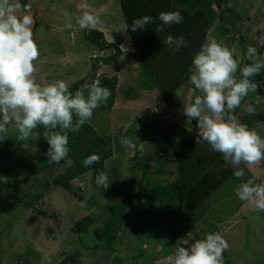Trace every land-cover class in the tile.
<instances>
[{
  "label": "rangeland",
  "instance_id": "rangeland-1",
  "mask_svg": "<svg viewBox=\"0 0 264 264\" xmlns=\"http://www.w3.org/2000/svg\"><path fill=\"white\" fill-rule=\"evenodd\" d=\"M120 1L13 0L21 6L31 5L34 38L40 49L38 82L64 80L70 88L81 81L118 77L115 108L110 112L94 110L88 121L100 134L113 137L116 150L105 164L107 189L97 186L92 173L66 189L54 178L66 172L72 161L53 169L39 149L36 130L35 139L21 142L10 125L9 133L0 140V181L5 184L0 186V264H168L167 257L177 247H191L195 240L213 232L221 233L229 244L224 264H264V211L247 205L234 191L253 177L256 183L264 182V161L252 169L244 168L243 178L226 182L205 200L197 223L189 222L185 205L173 215L172 208L181 201L180 187L184 189L189 176L180 174L181 157L174 153V146L180 150L185 143L205 150L207 160L220 153L207 143L195 142L197 121H188L184 103L189 95L194 98L200 93L190 82L176 89L173 80L178 72L185 73V68L174 61L154 73L159 76L154 78L156 85L146 78L150 71L133 46L134 32L126 23ZM162 1L130 0L139 18L145 10H156ZM167 3L176 9L179 0H164ZM80 4L88 8L78 9ZM83 10L99 14L103 24L81 30L73 13ZM217 13L220 16L208 37L234 49L239 78L250 46L264 58V0H227ZM93 31L103 33L106 48L87 40ZM165 48L152 57L166 55L168 61L174 60ZM115 55L119 56L117 62L104 63L103 59ZM134 64L140 65L133 68ZM261 72L264 75V70ZM176 94L179 100L175 103ZM249 107L254 111L249 112ZM244 116H264V97L257 90L241 102L237 118L241 121ZM252 128L264 138V120L254 122ZM176 133L180 135L177 142ZM121 137L132 138L135 149L122 145ZM147 170L153 171L148 179ZM16 197L32 201L34 207H24ZM121 201L128 206L120 217L119 235L102 238L100 232L111 217L110 206Z\"/></svg>",
  "mask_w": 264,
  "mask_h": 264
},
{
  "label": "clouds",
  "instance_id": "clouds-1",
  "mask_svg": "<svg viewBox=\"0 0 264 264\" xmlns=\"http://www.w3.org/2000/svg\"><path fill=\"white\" fill-rule=\"evenodd\" d=\"M77 8L87 9L88 5L80 4ZM73 15L81 30L103 24L99 14L88 10ZM158 19L170 26L182 23L184 17L179 11H162ZM153 23L155 20L148 15L136 18L131 31L145 29ZM33 25L31 5L0 0V140L7 136L10 125L18 131L17 139L21 142L35 139L34 130L42 126L43 138L49 145L45 153L47 161L59 164L70 152L69 133H78L90 121L94 110L107 103L112 92L102 86L99 79L83 83L74 93L64 80L38 82L36 62L40 49ZM162 31L163 27L156 28V32ZM163 43L175 51L188 47L184 36L169 35ZM248 59L251 63L240 68L238 78L239 61L234 58V49L208 37L194 56L190 70V84L200 95L194 98L189 95L188 102L184 103L188 121H197L196 143H207L211 150L221 153L225 163L235 169L234 176L238 179L245 175L242 164L252 169L264 161V138L233 114L249 92L257 90L258 85L251 78L264 70V58L255 47L248 48ZM138 65L134 64L133 68ZM248 111L254 109L249 107ZM120 143L128 149L136 147L132 138L121 137ZM99 162V155L92 154L82 163L89 167ZM95 179L98 187L107 189L110 185L104 171ZM255 180L253 177L241 182L234 191L241 201L257 211H264V182ZM228 248L221 233H208L204 239L195 240L191 247H177L167 261L168 264H224L223 254Z\"/></svg>",
  "mask_w": 264,
  "mask_h": 264
},
{
  "label": "trees",
  "instance_id": "trees-1",
  "mask_svg": "<svg viewBox=\"0 0 264 264\" xmlns=\"http://www.w3.org/2000/svg\"><path fill=\"white\" fill-rule=\"evenodd\" d=\"M148 1L153 2V0ZM226 1L227 0H179V4L177 5L176 9H172L168 6V3L164 4L163 0L162 5L158 6L156 10L154 9L151 11L152 8L148 7L150 8L151 12L146 10L144 11V16L148 15L153 17L155 23L147 25L145 29L137 30L136 32H134L135 35L134 33L131 35V38L133 40V46L138 50L137 53L139 59L143 61L142 65L150 71V73L148 72V74L145 73L147 74L146 78L150 79V82H153L156 85L154 78L156 80V78H158L159 76L156 75L155 77L154 73L158 70H161L160 68L162 67H169V64L173 63L174 61L179 63L180 67L185 68L186 70L185 73H182L181 71L175 75L173 80L174 82H176V89H179L182 84H187L190 82V70L192 67L194 56L199 51L201 45L205 43L209 31L215 20L219 18L220 15L217 13V10H220ZM120 7L122 10V14L125 16L128 27L131 26L134 19L139 18L137 13L134 11L136 10L135 4L131 3L130 0H121ZM162 11H179L184 17L183 22L170 26L163 25L158 19L159 13ZM158 26L163 27L162 32H156V28ZM169 35H172L174 38L184 36L188 41V47L181 48L179 51H175L173 48L166 47L163 41ZM87 40L92 45H96L100 49L106 48L104 45L105 42L103 39V33L99 31L91 32L88 35ZM241 43L244 45L245 42L243 39H241ZM163 48H165V52L170 54V56L174 60L168 61V56L166 55H164V57L156 58V56H158V52ZM116 49L118 48L116 47ZM155 54L156 56L152 57ZM115 56L117 57L110 56L107 59H103L104 63L111 64L117 62L119 56ZM163 60H165V62H162ZM250 63L251 60L247 59L246 65ZM251 79L258 85L257 92L264 97V75L262 74V72H260L259 75L252 77ZM99 80L101 81L102 86H106L111 90L112 96L108 99L106 104L101 105L96 110L110 112L115 108L116 105V92L119 83L118 77H101L99 78ZM83 83L85 82L81 81L79 83H75L72 87L69 88V91L74 93L83 85ZM85 94L87 95V93ZM178 95H175L173 102H178ZM239 110L240 107L235 109V112L233 113L237 117ZM263 120L264 116H258L255 119L244 116L240 122L247 124L250 128H252L254 122ZM43 131L44 129L42 126H39L36 129V132L39 134V149L41 150L43 156L48 159L45 153L47 152L49 145L43 138ZM179 137V133H176L174 140L177 142V138ZM68 147L70 149V152L65 160L61 161L59 164L49 163L50 167L55 169L68 160L72 161L71 166L66 170V172L54 178V181L58 186H62L66 189L70 188L72 182L77 179L83 178L88 173H92L94 180H96V175L100 171L105 172V164L109 159L115 156L116 150L113 137L109 134H100L89 122H86L81 127L78 133H69ZM174 148V153L180 154L181 157L179 168L180 174L184 176L188 174L189 176L187 180H184V185L181 183L184 187V189L180 187L179 190L181 192V201L178 205L172 208V212L173 215H177L178 212L181 211L183 205H185V210L188 214H190L191 217L189 222L191 223L192 221V224L197 223L203 216V214H201V210H199V207L202 206L204 201L209 199L226 182L232 181L235 178V169H233L230 164L225 163L221 153L218 154L219 156H216L215 159L212 158L210 160H207L205 157V155H207L205 153V150L201 149L200 151L198 148H195L193 146L189 147L185 143L183 145V149L182 147H180V150H178L177 146H174ZM92 154L99 155L100 162L94 163L89 167H85L82 163L83 160ZM213 161H215L214 164ZM241 168L244 169L246 167L242 164ZM213 169L215 171L219 170L221 174H215V171ZM147 172L148 179L150 173H153V171L147 170ZM197 179H199L198 183H196ZM201 185L205 190L199 189V186ZM0 186L4 187L5 184L0 181ZM206 187H208L209 189H206ZM186 188H189L187 196L184 192ZM16 199L23 203V206L26 208L34 207L32 201L23 200L21 197H16ZM127 206L128 203L126 201H121L120 203H116L110 206L111 217L108 223L100 232L102 238L115 239L119 235L122 225L120 217L123 212H125ZM196 209L199 210L198 213H196ZM37 212L39 214H43L40 209H37Z\"/></svg>",
  "mask_w": 264,
  "mask_h": 264
}]
</instances>
